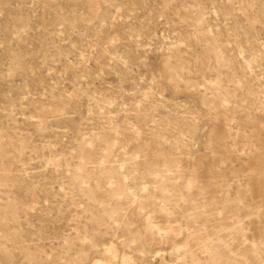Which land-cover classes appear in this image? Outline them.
<instances>
[{
	"label": "rangeland",
	"instance_id": "374dc122",
	"mask_svg": "<svg viewBox=\"0 0 264 264\" xmlns=\"http://www.w3.org/2000/svg\"><path fill=\"white\" fill-rule=\"evenodd\" d=\"M95 259L264 264V0H0V264Z\"/></svg>",
	"mask_w": 264,
	"mask_h": 264
},
{
	"label": "bare ground",
	"instance_id": "6f19581e",
	"mask_svg": "<svg viewBox=\"0 0 264 264\" xmlns=\"http://www.w3.org/2000/svg\"><path fill=\"white\" fill-rule=\"evenodd\" d=\"M103 251L107 254L111 255V258H116L115 252L112 247H106L103 249ZM90 264H112L111 261L103 260V259H95L92 263Z\"/></svg>",
	"mask_w": 264,
	"mask_h": 264
}]
</instances>
